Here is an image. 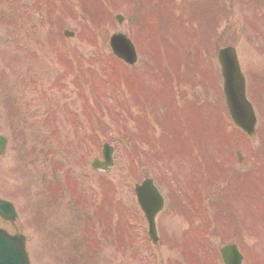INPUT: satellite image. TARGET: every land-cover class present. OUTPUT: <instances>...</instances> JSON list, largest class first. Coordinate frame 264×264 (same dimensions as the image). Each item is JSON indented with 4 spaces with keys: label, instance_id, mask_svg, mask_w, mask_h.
Here are the masks:
<instances>
[{
    "label": "rangeland",
    "instance_id": "rangeland-1",
    "mask_svg": "<svg viewBox=\"0 0 264 264\" xmlns=\"http://www.w3.org/2000/svg\"><path fill=\"white\" fill-rule=\"evenodd\" d=\"M145 1L0 0V135L8 138L0 198L17 213L14 226L0 220V228L27 237L30 264H222L227 244L237 245L243 264H264V56L257 37L264 0H223L226 14L218 0H150V12ZM117 32L136 45L132 73L117 67L108 48ZM158 35L165 60L157 57ZM176 46L194 55L183 73ZM226 46L250 73L253 141L225 110L216 53ZM164 61L169 71L159 69ZM152 75L174 112L153 122L155 151L140 132L142 110L135 119L126 115L130 104L136 108L129 94L152 99ZM180 124L192 141L189 153L181 151ZM105 143L114 148L107 174L90 169ZM145 178L165 199L155 245L134 200Z\"/></svg>",
    "mask_w": 264,
    "mask_h": 264
},
{
    "label": "water",
    "instance_id": "water-1",
    "mask_svg": "<svg viewBox=\"0 0 264 264\" xmlns=\"http://www.w3.org/2000/svg\"><path fill=\"white\" fill-rule=\"evenodd\" d=\"M118 21L121 18L117 17ZM65 36L72 37V34L65 33ZM110 47L113 53L126 63L134 62V54L128 40L122 35H114L110 39ZM218 61L221 68L223 80V94L227 111L233 124L253 137L255 127V117L250 104L244 94V80L240 74L236 63L234 52L224 49L218 54ZM5 139L0 137V155L5 148ZM112 149L104 146L102 152L103 162H93V169H101L107 172L113 166L111 159ZM138 205L148 223V235L152 242L156 240L154 219L156 214L162 209L161 196L153 186L151 180H145L140 186L135 187ZM0 218L13 222L15 214L11 204L0 200ZM223 264H241V255L235 246H226L220 251ZM0 264H29L25 252V240L21 236H9L0 230Z\"/></svg>",
    "mask_w": 264,
    "mask_h": 264
},
{
    "label": "flooded vegetation",
    "instance_id": "flooded-vegetation-1",
    "mask_svg": "<svg viewBox=\"0 0 264 264\" xmlns=\"http://www.w3.org/2000/svg\"><path fill=\"white\" fill-rule=\"evenodd\" d=\"M213 3H211V6L213 7V5H212ZM223 4H224V2H223ZM262 23H261V25H260V27H259V30L257 31V37H259L260 39L258 40L261 44H259V46H261V49H258V51L260 52V54L261 55H263L264 56V54H263V51H264V21H261ZM212 30V29H211ZM255 30H257V29H255ZM263 32V33H262ZM257 43V42H256ZM255 43V44H256ZM244 64V63H243ZM243 68L244 69H246V66L244 67V65H243ZM246 71H247V74H249L250 75V73L248 72V70L246 69Z\"/></svg>",
    "mask_w": 264,
    "mask_h": 264
},
{
    "label": "trees",
    "instance_id": "trees-1",
    "mask_svg": "<svg viewBox=\"0 0 264 264\" xmlns=\"http://www.w3.org/2000/svg\"><path fill=\"white\" fill-rule=\"evenodd\" d=\"M183 144H184V146L187 145L185 142Z\"/></svg>",
    "mask_w": 264,
    "mask_h": 264
}]
</instances>
